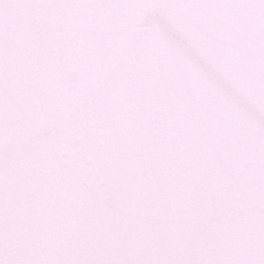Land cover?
Masks as SVG:
<instances>
[{
    "label": "snow or ice",
    "instance_id": "snow-or-ice-1",
    "mask_svg": "<svg viewBox=\"0 0 264 264\" xmlns=\"http://www.w3.org/2000/svg\"><path fill=\"white\" fill-rule=\"evenodd\" d=\"M0 264H264V0H0Z\"/></svg>",
    "mask_w": 264,
    "mask_h": 264
}]
</instances>
